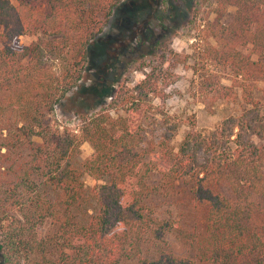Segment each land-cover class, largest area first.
I'll return each instance as SVG.
<instances>
[{
  "label": "trees",
  "instance_id": "16d2710c",
  "mask_svg": "<svg viewBox=\"0 0 264 264\" xmlns=\"http://www.w3.org/2000/svg\"><path fill=\"white\" fill-rule=\"evenodd\" d=\"M16 1L0 0V264H264V145L228 121L204 139L195 117L178 146L168 136L147 139L153 100L166 95L161 71L146 65L132 86L93 87L99 107L83 115L78 133L52 126L124 0ZM211 4L214 20L197 31L206 41L194 45L193 97L209 110L240 97L260 111L264 0ZM21 36L37 40L19 49ZM189 60L178 55L170 67ZM198 143L209 152L204 162ZM84 144L94 152L81 161Z\"/></svg>",
  "mask_w": 264,
  "mask_h": 264
},
{
  "label": "rangeland",
  "instance_id": "374dc122",
  "mask_svg": "<svg viewBox=\"0 0 264 264\" xmlns=\"http://www.w3.org/2000/svg\"><path fill=\"white\" fill-rule=\"evenodd\" d=\"M10 1L17 4L16 0ZM213 10L211 0H124L115 8L104 32L90 46V59L85 68L84 79L80 87L56 106L49 118L51 125L78 133L83 115L92 113L94 110L90 111L91 108L99 107L95 106L99 96L94 94L93 87L98 86L102 93L104 88L118 90L121 84L130 79L133 80L130 83L132 86L144 79V73L149 68L144 71L141 69L146 65L161 71L160 89L166 95L164 101L159 98L153 100L155 110L144 123L147 139L168 136L172 145L178 146L189 129L182 126L183 123L187 122L188 117H195L197 131L204 139L223 122L228 121L235 129L234 132H238L237 125L242 124L245 127L243 134H247L245 138L251 135L255 143L264 145V83H260L256 91V97L262 105L260 111H251V108L242 106L240 97L237 101H217L212 104V110L193 97L196 93V77L192 71L194 45L202 43L201 40L206 41V35L198 32L207 20H214ZM235 11L234 8L229 9L224 20L226 23L230 22ZM36 40V37L21 36L16 47L26 49ZM244 52L249 54L251 48L244 49ZM178 55L188 56L190 60L173 69L170 67L171 61L176 60ZM223 84L230 86L231 81L226 78ZM105 101L108 103L110 99L103 100L102 103ZM176 131L178 133L174 136ZM198 145L201 147L198 152L200 162H204L208 159L209 152L206 146L200 143ZM93 152L88 144H84L80 160H85ZM85 182L89 187L95 185L89 177L85 178ZM170 213L172 212H168V216ZM176 213L173 214L175 218ZM50 230L51 225L47 222L41 227L40 233L44 236ZM170 241L177 254L187 255L186 249L172 236ZM123 264L141 263L130 260Z\"/></svg>",
  "mask_w": 264,
  "mask_h": 264
}]
</instances>
